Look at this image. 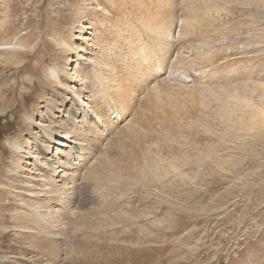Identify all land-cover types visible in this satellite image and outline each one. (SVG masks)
Here are the masks:
<instances>
[{
    "label": "rangeland",
    "instance_id": "1",
    "mask_svg": "<svg viewBox=\"0 0 264 264\" xmlns=\"http://www.w3.org/2000/svg\"><path fill=\"white\" fill-rule=\"evenodd\" d=\"M0 264H264V0H0Z\"/></svg>",
    "mask_w": 264,
    "mask_h": 264
},
{
    "label": "bare ground",
    "instance_id": "2",
    "mask_svg": "<svg viewBox=\"0 0 264 264\" xmlns=\"http://www.w3.org/2000/svg\"><path fill=\"white\" fill-rule=\"evenodd\" d=\"M20 45V44H19ZM72 69H70V71H71ZM48 74L49 75H51L52 77H53V79L55 80V81H57L58 82V80H59V75H58V73H56V72H54V70L53 69H48ZM50 76V77H51ZM47 77H48V75H47ZM69 87V89L73 92L74 91V87H72V86H68ZM77 96V95H76ZM79 97V99H80V101H81V95L80 96H78ZM77 97V98H78ZM79 101V102H80ZM88 104V103H87ZM93 107H95V105L93 104ZM82 109H83V106H82ZM91 109H92V107H91ZM41 112V111H40ZM40 117L42 118L43 117V115L40 113ZM52 117H54V112L52 113ZM35 121V120H34ZM28 123H29V125H31L32 126V124H34V125H36V127H39L41 130H42V132H43V134L44 135H39L38 133H35L34 134V136L36 137V140H38V142H37V144H39V150H41V151H36V150H33V148L34 147H30V146H28V147H23L20 143H19V141L18 140H14V141H12L11 142V145L13 146V148H14V151L16 152V153H18V154H20L19 155V158H21V156H24V157H29V162H30V164H41V165H43L44 167H47L48 169H49V171H53V170H55L57 167H59V166H57L58 165V163H59V159L58 160H55V159H53V158H51L50 156H48L47 154L49 153V152H47V151H49V146H48V144L47 143H51L52 142V140L53 139H55L54 138V133L52 132V131H50V130H48L46 127H41V124L40 125H38L40 122H37V124L36 123H34V122H31V121H28ZM105 123V122H104ZM106 126V125H105ZM94 129H95V126H94ZM101 128L99 127V130H100ZM104 130V129H103ZM103 130H101V132L103 131ZM41 132V133H42ZM98 132H100V131H98ZM33 133V132H32ZM95 135V134H94ZM83 136V135H82ZM37 137H38V139H37ZM42 137H46L45 138V140L42 138ZM64 138H67V137H65L64 136ZM64 138H61V139H59V141H58V146L59 147H62L63 145H65V143H64ZM91 138V137H90ZM89 139V138H88ZM84 140V139H83ZM10 144V143H9ZM79 145H83V144H79ZM79 145H77V143L76 144H74V146H75V148H73V147H71V150H73V149H75V152L74 153H76V150L78 149V146ZM84 146V145H83ZM81 147L82 146H80L79 147V149H81ZM36 148V147H35ZM86 148V147H85ZM70 149L68 150V153H69V151H71ZM85 149H81L80 150V152H78V150H77V155L78 154H80V158H81V156H82V151H84ZM92 150V149H91ZM72 152V151H71ZM70 152V153H71ZM17 156V155H16ZM75 156V155H74ZM75 158L76 159H78V160H80V158H78L77 156H75ZM30 160H32V161H30ZM74 160V159H73ZM62 162V161H61ZM64 163H66V162H64ZM67 164V163H66ZM17 166H18V168H19V163L17 164ZM66 166V165H65ZM20 169V168H19ZM67 169V168H66ZM32 170V169H31ZM45 171V170H44ZM46 172V171H45ZM54 172V171H53ZM57 172V171H56ZM41 176V175H40ZM51 176V175H50ZM65 183V182H64ZM49 185L50 184H46V186L47 187H49ZM48 189V188H47ZM49 191V190H48ZM48 191H43V193H42V195L44 196V197H46V195H47V193H48ZM63 191V190H62ZM39 192V191H38ZM60 192V191H59ZM47 198V197H46ZM45 199V198H44ZM37 209V208H36ZM33 210V209H32ZM44 210V209H43ZM34 211V210H33ZM39 211V210H38ZM43 212H45V218H49V212L48 211H43ZM40 214L42 213V211L41 212H39ZM40 216V215H39ZM38 216V217H39ZM41 217H43V216H41ZM10 244V243H9ZM6 256H4V255H1V258L3 259V258H5Z\"/></svg>",
    "mask_w": 264,
    "mask_h": 264
}]
</instances>
